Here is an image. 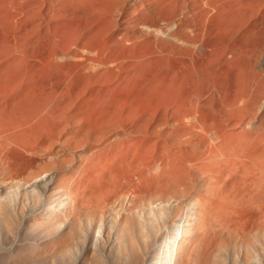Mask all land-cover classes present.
<instances>
[{
  "label": "bare ground",
  "instance_id": "obj_1",
  "mask_svg": "<svg viewBox=\"0 0 264 264\" xmlns=\"http://www.w3.org/2000/svg\"><path fill=\"white\" fill-rule=\"evenodd\" d=\"M0 116V162L12 172L2 221L33 199L45 221L56 210L63 238L75 223L84 242L104 228V208L87 224L74 210L59 216V194L73 208L82 198L59 185L66 173H30L37 146L66 138L98 160L95 192L116 195L119 240L124 225L135 241L132 222L145 237L172 225L150 264H176L175 241L189 250L185 225L199 222L202 195L153 193L156 178L249 170L248 181L264 180V0H0ZM184 144L198 151L174 155Z\"/></svg>",
  "mask_w": 264,
  "mask_h": 264
},
{
  "label": "rangeland",
  "instance_id": "obj_2",
  "mask_svg": "<svg viewBox=\"0 0 264 264\" xmlns=\"http://www.w3.org/2000/svg\"><path fill=\"white\" fill-rule=\"evenodd\" d=\"M58 140L37 146L34 155L37 162L30 173L44 170L66 173L65 178L59 179V185L68 193L79 192L82 198L73 208L68 195L59 194L64 211H58L59 216H67L74 210L87 224L88 217L98 219L104 208L108 214L106 225L102 230L98 226L87 229L84 242L85 237L75 223L74 229L63 238L62 233L68 226L55 221L53 207H48L52 217L45 221L42 203L33 199L17 201V211L5 212L7 221L0 218V264H150L161 258L158 243L165 239L172 225L169 228L151 225L153 236L145 237L138 221L132 222L135 241H130L124 225L120 227L124 235L120 241L117 232L111 230L109 215L116 195L103 198V194L95 192L98 160L86 156L79 144L66 138ZM195 151H198L195 146L184 144L173 154L187 155ZM79 153H83L84 164L88 166L79 162ZM54 156L60 160L57 164L52 163ZM257 164L264 169V160H258ZM248 173L249 170L225 171L213 179L200 172L165 173L156 178L153 193L175 195L188 202L194 195H202L199 222L194 226L185 225L190 236L189 250L182 252L180 238L175 241L176 264H264V180L248 181ZM11 174L7 165L0 162V190L9 186ZM84 188H88L89 195H83ZM141 200L139 205L145 204L146 198ZM84 207L92 209L84 211ZM183 208L187 210L186 206ZM32 224L38 229H33Z\"/></svg>",
  "mask_w": 264,
  "mask_h": 264
}]
</instances>
